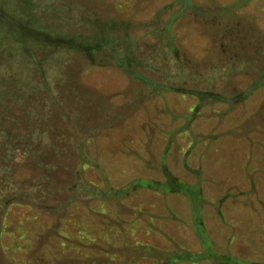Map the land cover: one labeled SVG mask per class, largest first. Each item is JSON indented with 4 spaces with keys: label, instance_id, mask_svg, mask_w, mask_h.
<instances>
[{
    "label": "rangeland",
    "instance_id": "obj_1",
    "mask_svg": "<svg viewBox=\"0 0 264 264\" xmlns=\"http://www.w3.org/2000/svg\"><path fill=\"white\" fill-rule=\"evenodd\" d=\"M0 264H264V0H0Z\"/></svg>",
    "mask_w": 264,
    "mask_h": 264
},
{
    "label": "trees",
    "instance_id": "obj_2",
    "mask_svg": "<svg viewBox=\"0 0 264 264\" xmlns=\"http://www.w3.org/2000/svg\"><path fill=\"white\" fill-rule=\"evenodd\" d=\"M178 186H180V188H182L186 193H191V192H192L191 189L188 188V186L185 185V184L183 185L182 183L178 182ZM194 196H195V195H194ZM197 216H198V214H197ZM197 222H198L199 224L202 223V220H201L200 217H198ZM201 225H202V224H201Z\"/></svg>",
    "mask_w": 264,
    "mask_h": 264
}]
</instances>
